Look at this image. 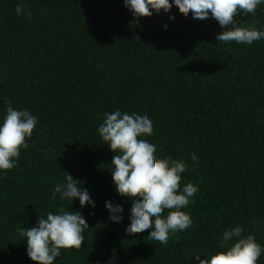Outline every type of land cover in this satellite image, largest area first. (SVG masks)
<instances>
[{
	"label": "trees",
	"instance_id": "1",
	"mask_svg": "<svg viewBox=\"0 0 264 264\" xmlns=\"http://www.w3.org/2000/svg\"><path fill=\"white\" fill-rule=\"evenodd\" d=\"M18 3L0 0V124L5 100L38 123L17 166L0 172V264H36L16 229L61 207L89 227L82 247L62 249L53 264H199L196 254L226 250L223 232L237 225L264 246V39L217 42L224 29L215 19L185 17L175 5L134 20L124 0H23L31 15L19 16ZM236 20L264 31V4ZM117 109L148 116L155 155L183 160L181 188H199L182 209L191 228L167 245L126 234L132 201L117 193L115 153L97 131ZM65 172L95 207L52 198ZM108 201L122 205L121 222L109 220Z\"/></svg>",
	"mask_w": 264,
	"mask_h": 264
},
{
	"label": "clouds",
	"instance_id": "2",
	"mask_svg": "<svg viewBox=\"0 0 264 264\" xmlns=\"http://www.w3.org/2000/svg\"><path fill=\"white\" fill-rule=\"evenodd\" d=\"M264 0H124V5L132 13L134 20L150 17L153 12L161 10L170 12L175 5L185 17L192 14L194 20L206 21L209 17L215 19L221 26L216 41L221 43L252 44L264 39V31L257 30L255 23L238 26V15L255 17L259 5ZM23 0L15 8L16 14L25 13ZM169 16V19H174ZM256 23H259L257 20ZM167 24L164 25L166 29ZM8 105L3 123L0 124V172L4 175L17 166L21 149H26L27 138L32 136L36 127L37 117L28 110H17L11 102ZM103 144H107L115 153L111 162V172L116 191L121 197L132 201L130 224L126 234H142L147 232L148 240H154L167 245L170 238L178 232L186 231L192 226V219L182 209L193 203V197L199 188L189 182L183 185L182 173L187 170L183 160L172 159L171 156L158 158V145L150 143L144 137L151 136L154 126L146 115L129 114L115 110L104 114L103 123L97 129ZM192 161H198L195 154ZM66 173V183H57L52 190V198L57 194L61 200L74 201L79 199L81 208L86 205L95 207L87 188H81V181L73 179ZM105 208L109 211V220L119 223L122 220V205H113L108 201ZM167 211L166 217L163 213ZM94 215V213H89ZM255 226V221H253ZM88 224L80 211H66L63 207L58 214L48 212L46 218L39 217L36 226L21 228L16 231L25 238L28 257L36 264H53L60 256L61 250H79L84 242L83 232ZM241 225L223 232L218 251L210 257L201 259L200 254L194 257L199 264H257L264 253L253 234L242 235Z\"/></svg>",
	"mask_w": 264,
	"mask_h": 264
}]
</instances>
